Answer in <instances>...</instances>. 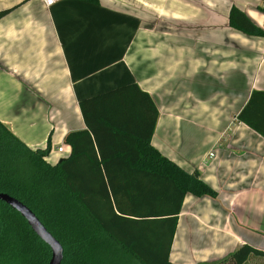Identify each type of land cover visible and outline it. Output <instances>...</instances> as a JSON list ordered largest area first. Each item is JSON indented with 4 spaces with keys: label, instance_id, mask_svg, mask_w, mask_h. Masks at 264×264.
<instances>
[{
    "label": "crops",
    "instance_id": "1",
    "mask_svg": "<svg viewBox=\"0 0 264 264\" xmlns=\"http://www.w3.org/2000/svg\"><path fill=\"white\" fill-rule=\"evenodd\" d=\"M232 7L264 30V0H0L11 9L0 19V123L12 135L49 145L56 164L70 155L65 137L85 129L79 102L135 84L158 110L151 146L216 194L184 199L173 264L264 252V139L236 119L264 93V39L234 32Z\"/></svg>",
    "mask_w": 264,
    "mask_h": 264
},
{
    "label": "trees",
    "instance_id": "2",
    "mask_svg": "<svg viewBox=\"0 0 264 264\" xmlns=\"http://www.w3.org/2000/svg\"><path fill=\"white\" fill-rule=\"evenodd\" d=\"M97 4L98 0H74ZM11 11H0V19ZM228 25L251 39L264 30L232 7ZM85 129L69 133V157L48 164L0 123V194L28 208L63 248L61 264H173L170 249L186 196L216 198L151 146L158 110L131 84L79 102ZM264 139V93L237 116ZM49 248L0 202V264H48ZM264 252L243 245L208 264H247Z\"/></svg>",
    "mask_w": 264,
    "mask_h": 264
},
{
    "label": "water",
    "instance_id": "3",
    "mask_svg": "<svg viewBox=\"0 0 264 264\" xmlns=\"http://www.w3.org/2000/svg\"><path fill=\"white\" fill-rule=\"evenodd\" d=\"M0 202L16 211L27 223L31 231L43 242L51 251V258L48 264H61L63 261V248L61 244L51 236L35 215L17 200L5 194H0Z\"/></svg>",
    "mask_w": 264,
    "mask_h": 264
},
{
    "label": "built area",
    "instance_id": "4",
    "mask_svg": "<svg viewBox=\"0 0 264 264\" xmlns=\"http://www.w3.org/2000/svg\"><path fill=\"white\" fill-rule=\"evenodd\" d=\"M61 0H42V3L44 4L45 7L47 8H51L53 7L54 5H56L57 3H59ZM57 153L62 155L64 154V151H63V148H57ZM210 158L213 157L212 154L209 155ZM50 159V156L48 157Z\"/></svg>",
    "mask_w": 264,
    "mask_h": 264
},
{
    "label": "rangeland",
    "instance_id": "5",
    "mask_svg": "<svg viewBox=\"0 0 264 264\" xmlns=\"http://www.w3.org/2000/svg\"><path fill=\"white\" fill-rule=\"evenodd\" d=\"M264 25V23H263ZM49 155L46 157L45 161L50 164V165H55L51 163V160L48 158ZM224 258V257H223ZM222 259V258H221ZM216 261V260H215ZM247 264H264V259L263 258H259V259H251Z\"/></svg>",
    "mask_w": 264,
    "mask_h": 264
}]
</instances>
